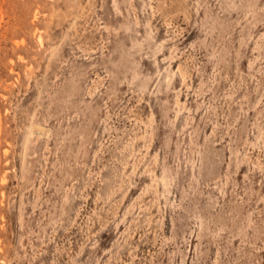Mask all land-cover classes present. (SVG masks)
Listing matches in <instances>:
<instances>
[{
  "label": "rangeland",
  "instance_id": "374dc122",
  "mask_svg": "<svg viewBox=\"0 0 264 264\" xmlns=\"http://www.w3.org/2000/svg\"><path fill=\"white\" fill-rule=\"evenodd\" d=\"M0 264H264V0H0Z\"/></svg>",
  "mask_w": 264,
  "mask_h": 264
}]
</instances>
